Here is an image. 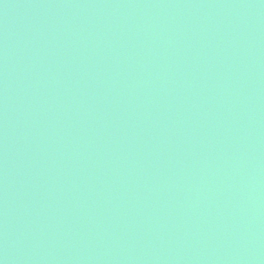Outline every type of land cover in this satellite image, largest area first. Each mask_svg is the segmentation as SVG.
<instances>
[{
  "label": "water",
  "instance_id": "1",
  "mask_svg": "<svg viewBox=\"0 0 264 264\" xmlns=\"http://www.w3.org/2000/svg\"><path fill=\"white\" fill-rule=\"evenodd\" d=\"M0 264H264V0H0Z\"/></svg>",
  "mask_w": 264,
  "mask_h": 264
}]
</instances>
